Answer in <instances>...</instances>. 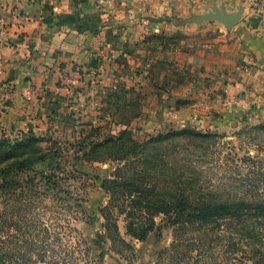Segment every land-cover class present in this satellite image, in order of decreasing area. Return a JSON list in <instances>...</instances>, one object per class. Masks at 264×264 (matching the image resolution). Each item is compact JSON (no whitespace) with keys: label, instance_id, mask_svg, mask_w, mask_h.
<instances>
[{"label":"rangeland","instance_id":"1","mask_svg":"<svg viewBox=\"0 0 264 264\" xmlns=\"http://www.w3.org/2000/svg\"><path fill=\"white\" fill-rule=\"evenodd\" d=\"M55 1L71 8L47 14L55 25L99 30L90 27L92 1ZM50 3L43 0V6ZM194 14L201 13L186 18ZM158 42L174 50L203 49L209 29L160 36ZM200 112L176 125L182 134L146 146L150 157L144 162L116 160L123 151L113 143L82 147L83 139L92 144L107 136L92 124L57 128L17 148L0 145V264H255L257 250L264 253V218L249 217L242 232L221 227L210 233L201 223L177 229L162 213L151 216L145 209L175 200L178 192L194 202H264V121L236 115L228 122L217 111L215 124L209 112ZM128 131L133 140L149 137ZM22 162L26 168L18 169ZM130 166L143 170L134 183L153 189L152 196L138 198L141 210L130 204L134 195L107 191ZM128 221L147 226L143 239L127 233Z\"/></svg>","mask_w":264,"mask_h":264},{"label":"crops","instance_id":"2","mask_svg":"<svg viewBox=\"0 0 264 264\" xmlns=\"http://www.w3.org/2000/svg\"><path fill=\"white\" fill-rule=\"evenodd\" d=\"M90 2L98 31L49 21L48 13L71 11L64 1L48 8L43 0H0V136L92 124L107 136L128 129L150 137L200 111L215 124L217 111L228 122L236 115L264 121V20L246 0ZM213 6L242 14L229 30L215 20L180 24ZM198 27L209 29L203 49L158 42Z\"/></svg>","mask_w":264,"mask_h":264},{"label":"trees","instance_id":"3","mask_svg":"<svg viewBox=\"0 0 264 264\" xmlns=\"http://www.w3.org/2000/svg\"><path fill=\"white\" fill-rule=\"evenodd\" d=\"M97 130H100V128ZM128 133L129 131L124 129L119 131L115 136H105L101 141L93 142L92 144L84 142L83 139L80 145L82 147L88 146L91 148L113 143L114 146H118V148L123 151L120 156H117L115 158L116 160H133L134 163L140 161L144 162L146 158L150 157L145 153L146 146L153 143H161L171 138H175L176 136L182 134V130H178V128L172 127L167 128L166 130L158 132L156 135H152L148 139H145L143 141H137L126 137ZM40 138L42 137H39L30 129L13 139L6 136H0V145L9 148H17L20 146L31 144L34 141L39 140ZM25 166L26 165L24 164V162H22V164H19L18 169L26 168ZM129 169L131 170V172L127 171L128 174L124 173V175H127L123 177V179L125 178L124 180H111L110 184L113 183V187H111L112 190L107 188V191L110 195H114V189H117L116 193H123L124 197L129 198L134 195L136 200L134 198H130V204L136 205L135 208H139L138 210H141V207L137 205L139 201L138 198H140L141 195L145 197L152 196L153 189H146L143 186L136 185V183H134V181L137 180L135 175L138 173H142V169H139L138 171L135 170V168L132 169L131 166L129 167ZM6 171L7 170H2L3 173ZM117 178L119 179V177ZM125 191L126 194L124 193ZM193 198V196L186 197L183 192H178L175 200H172L173 197L170 196L168 201L164 200L154 205L147 204V206L149 207L145 209L148 211V214L150 213L151 216L153 215V213H162L167 217L168 221L172 225H175L177 229L185 228V225L187 227H192L196 224L201 223L206 224L207 226L209 225L210 233H214L216 229H220L221 227H223L221 229L228 231V233H232L240 229L242 232L243 229H246L245 227H247L245 224L248 223L249 217H254L257 219L264 218V202H194ZM130 216H133V214L131 213ZM229 228L231 230H229ZM126 230L131 237L141 240L145 237L146 231L148 229L147 226L145 227L139 222L135 223L134 221H128ZM257 252L259 254L254 256V263L264 264V253L260 254L261 250L259 249L257 250Z\"/></svg>","mask_w":264,"mask_h":264},{"label":"water","instance_id":"4","mask_svg":"<svg viewBox=\"0 0 264 264\" xmlns=\"http://www.w3.org/2000/svg\"><path fill=\"white\" fill-rule=\"evenodd\" d=\"M241 14V7L237 11L229 13L223 10L221 11L216 6H213L211 11H205L201 14L191 15L189 18L181 20L180 24L184 22H195L199 24L204 20H215L222 23L226 30H229L239 21Z\"/></svg>","mask_w":264,"mask_h":264},{"label":"built area","instance_id":"5","mask_svg":"<svg viewBox=\"0 0 264 264\" xmlns=\"http://www.w3.org/2000/svg\"><path fill=\"white\" fill-rule=\"evenodd\" d=\"M246 1L250 4V7H252V9L255 10L257 13H259L261 18L264 20L263 2L260 0H246ZM3 62H4L3 57H2V55H0V69L3 66ZM25 102H26L27 110L30 113L33 112L35 98H34L32 92L27 93V95L25 96ZM28 130L29 129H27V128H25L24 130L16 129V130H12L10 132L9 136L8 135H4V136L13 139V138L20 136L21 134L27 132Z\"/></svg>","mask_w":264,"mask_h":264}]
</instances>
